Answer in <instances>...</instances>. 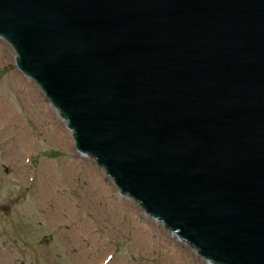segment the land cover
Segmentation results:
<instances>
[{
  "label": "water",
  "instance_id": "95a60500",
  "mask_svg": "<svg viewBox=\"0 0 264 264\" xmlns=\"http://www.w3.org/2000/svg\"><path fill=\"white\" fill-rule=\"evenodd\" d=\"M0 38L120 195L264 264V0H0Z\"/></svg>",
  "mask_w": 264,
  "mask_h": 264
},
{
  "label": "rangeland",
  "instance_id": "374dc122",
  "mask_svg": "<svg viewBox=\"0 0 264 264\" xmlns=\"http://www.w3.org/2000/svg\"><path fill=\"white\" fill-rule=\"evenodd\" d=\"M63 123L0 39V264H212L120 195L93 159L75 152ZM77 220L89 232L72 240Z\"/></svg>",
  "mask_w": 264,
  "mask_h": 264
},
{
  "label": "bare ground",
  "instance_id": "6f19581e",
  "mask_svg": "<svg viewBox=\"0 0 264 264\" xmlns=\"http://www.w3.org/2000/svg\"><path fill=\"white\" fill-rule=\"evenodd\" d=\"M32 82V81H31ZM31 94L32 95H34L35 96V94H34V92H31ZM33 96V97H34ZM35 98V97H34ZM33 98V99H34ZM64 124V123H63ZM65 126V125H64ZM56 138H57V140H58V142L60 143V144H63L64 143V137L63 136H61L60 135V132H57L56 133V136H55ZM96 189H97V187H96ZM103 191V190H102ZM56 202H57V204L59 205V206H63L62 205V203H61V199H56L55 200ZM65 203V202H64ZM66 204V203H65ZM67 205V204H66ZM66 205H64L61 209H64L66 212H68L69 210H68V206H66ZM104 206H105V204H104ZM106 207H107V209L109 210V204H106ZM116 207V203H114V205H113V209ZM77 221H80L81 223L76 227V230H72V232H70V233H73V235H72V240H74V238L73 237H75V239L76 240H79V236L82 234V233H84V232H89V229H88V227H87V225L84 223V222H82L81 220H77ZM80 226V227H79ZM140 230V232L141 233H146L145 232V229H139ZM147 231V230H146ZM148 232V231H147ZM113 264H116V263H113Z\"/></svg>",
  "mask_w": 264,
  "mask_h": 264
},
{
  "label": "flooded vegetation",
  "instance_id": "af4514ba",
  "mask_svg": "<svg viewBox=\"0 0 264 264\" xmlns=\"http://www.w3.org/2000/svg\"><path fill=\"white\" fill-rule=\"evenodd\" d=\"M3 209H4V208H1V209H0V213L6 214L5 211H2ZM7 211H9V210H7Z\"/></svg>",
  "mask_w": 264,
  "mask_h": 264
}]
</instances>
